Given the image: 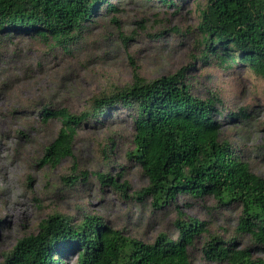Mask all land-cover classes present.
I'll return each mask as SVG.
<instances>
[{
	"label": "rangeland",
	"instance_id": "obj_1",
	"mask_svg": "<svg viewBox=\"0 0 264 264\" xmlns=\"http://www.w3.org/2000/svg\"><path fill=\"white\" fill-rule=\"evenodd\" d=\"M111 1L112 9H101L84 37L67 49L35 33L0 36V153L14 168L0 196V261L19 237L36 232L40 220L58 212L71 223L95 214L145 242L160 232L174 238L175 218L195 217L205 221L206 231L188 246L189 264H224L205 258L201 244L217 234L250 246L248 235L235 230L239 207L217 205L211 195L179 194L159 207L148 196L136 197L147 177L127 154L133 143L126 110L110 109L78 123L72 153L43 163V146L60 125L55 115L45 118L43 108L79 114L90 108L93 96L129 83L134 69L145 79L181 70L193 93L221 99L223 113H231L216 115L220 138L264 176V77L246 64L200 59L199 0ZM97 172L128 186L124 191L110 186ZM250 248L252 258L264 260V249ZM74 257L68 252L60 264H74Z\"/></svg>",
	"mask_w": 264,
	"mask_h": 264
},
{
	"label": "trees",
	"instance_id": "obj_2",
	"mask_svg": "<svg viewBox=\"0 0 264 264\" xmlns=\"http://www.w3.org/2000/svg\"><path fill=\"white\" fill-rule=\"evenodd\" d=\"M197 3L200 59L213 56L228 66L246 64L264 77V0ZM113 5L111 0H0V36L35 33L50 46L67 49L84 37L101 9ZM120 108L131 120L133 144L127 154L147 177L135 196H148L159 207L179 194L211 195L217 205L239 207L235 230L247 234L251 245L236 244V236L208 234L201 252L224 264H264L260 257H251L250 248L264 249V176L253 172L230 142L220 138L216 115L231 113H223L221 99L214 93H193L181 70L145 79L134 69L129 83L93 96L90 108L79 114L43 108L45 118L55 115L60 120L55 136L43 146V163L55 164L72 153L78 123ZM97 176L122 191L128 186L106 172ZM174 225L176 237L160 232L145 242L95 214L71 223L68 216L53 212L40 220L36 232L22 235L3 251L0 264H60L71 251L74 264H189L188 246L206 231L205 221L178 216Z\"/></svg>",
	"mask_w": 264,
	"mask_h": 264
},
{
	"label": "bare ground",
	"instance_id": "obj_3",
	"mask_svg": "<svg viewBox=\"0 0 264 264\" xmlns=\"http://www.w3.org/2000/svg\"><path fill=\"white\" fill-rule=\"evenodd\" d=\"M11 170H14L13 167L9 166ZM7 167L6 162L3 160L2 155L0 153V196L4 197L5 193L3 190L5 189L10 182L9 175H10V169Z\"/></svg>",
	"mask_w": 264,
	"mask_h": 264
}]
</instances>
